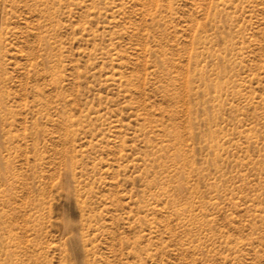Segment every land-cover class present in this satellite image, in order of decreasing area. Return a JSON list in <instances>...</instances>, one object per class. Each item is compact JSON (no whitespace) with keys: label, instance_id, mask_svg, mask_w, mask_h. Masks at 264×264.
Returning a JSON list of instances; mask_svg holds the SVG:
<instances>
[{"label":"rangeland","instance_id":"374dc122","mask_svg":"<svg viewBox=\"0 0 264 264\" xmlns=\"http://www.w3.org/2000/svg\"><path fill=\"white\" fill-rule=\"evenodd\" d=\"M0 264H264V0H0Z\"/></svg>","mask_w":264,"mask_h":264}]
</instances>
